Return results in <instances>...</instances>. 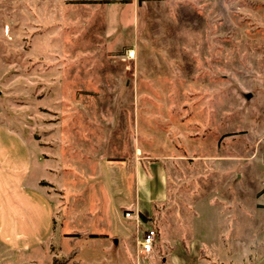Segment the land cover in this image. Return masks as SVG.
Instances as JSON below:
<instances>
[{"label": "rangeland", "instance_id": "1", "mask_svg": "<svg viewBox=\"0 0 264 264\" xmlns=\"http://www.w3.org/2000/svg\"><path fill=\"white\" fill-rule=\"evenodd\" d=\"M70 1L0 0V264H264V0ZM32 97L80 149L62 200L51 167L15 170ZM136 147L168 176L167 203L139 230L156 232L147 257L124 218ZM21 187L48 198L50 219ZM107 204L112 230L94 214ZM106 228L118 245L96 236Z\"/></svg>", "mask_w": 264, "mask_h": 264}, {"label": "crops", "instance_id": "2", "mask_svg": "<svg viewBox=\"0 0 264 264\" xmlns=\"http://www.w3.org/2000/svg\"><path fill=\"white\" fill-rule=\"evenodd\" d=\"M62 1L63 0H48L50 4L56 3L57 5L58 3L61 2L65 5V3ZM126 1L127 2H125V0H79V1L71 0L68 3L72 5L85 4L84 6H90V7L93 5H99L102 7L103 6L119 7L120 5H125L129 3L130 0H126ZM140 2L141 0H137L138 4ZM89 10L92 12L91 9ZM107 11L110 12V10L104 11V15H102V17L100 18V20L102 21L101 23L105 22V18L107 17L108 14ZM79 22L84 23L82 21ZM36 86H40L42 89L41 85H36ZM44 91L45 90L42 89L41 93L43 94ZM82 92H84L83 94L89 95L91 97L95 96V93L92 91H82ZM42 94H40L39 96H41ZM43 97H40L39 99L32 97V99H34L35 101V105L29 106V108L32 109V112L26 115V119H28V121H25L22 127V129L26 131L27 138L25 139V142L28 143L22 144V141L21 142L19 141L17 143L18 150H21L20 152L23 151V154L20 153L19 155V158L21 159L23 164L22 166H20L18 169L15 170L18 172L23 171V173H25L24 174L25 178H28L30 176V173L32 171L31 169L34 164L37 167L44 168L45 170L51 167L52 170L58 175V180L60 182L59 185L60 188L55 187V191L58 195L56 198L57 200H62L61 198L64 193L63 191L61 192V190H63L62 183L65 179L64 177H66V179L68 177L73 178L77 176V174L81 173V168H80L81 160L80 158L77 159V156H79L78 152H80V149L79 147H77L78 152H76L77 150L70 148L69 145L70 139H68L69 137L66 138L64 136V132L62 131L60 126L61 123L59 118H57V123H53L52 121L51 123H49V119L45 121V117L42 115L41 111H44L46 113L50 112L52 115H57V114L53 112L52 109H48L47 107H42L37 105L36 102H38V100H41ZM108 98L109 97L107 98L105 97L103 101H105V103L106 102L111 103V96L109 99ZM75 102L78 104V98L76 99ZM102 109L103 111H106L107 107H103ZM38 110L41 111L39 112ZM37 129L40 130V133L45 136L46 141H43V139L38 140L37 135L33 134L34 133L33 130H37ZM66 148L72 150V152L70 150L71 152L70 154H67L68 157L67 161L65 160V156L63 153L66 151ZM5 149L6 148H4V150ZM142 152H145V149L136 147L134 156L133 158H131V165L129 167L130 168L129 170L133 171L132 173L133 196L132 199L130 200V202L132 203L131 204L132 207L131 209H127L124 211V218L126 219L125 222L134 228L138 236L141 226L153 222L157 217V210L161 206H164L168 201V176L165 165L162 163L161 160L162 158L158 155H149V154H144L142 156ZM54 154H57V156H55ZM69 155H71V157ZM4 157L5 156L3 157L0 156V162L1 161L4 162ZM49 159H52L53 163L56 165L49 166L48 165ZM111 166L112 165H110L108 162L106 166L100 164L99 167L94 171V175H97V177H103L104 167H106L105 169H107L108 175L109 173L111 174L112 173ZM123 173H124L123 169L118 170L116 172L119 181L121 180V176L123 178L124 175ZM14 180L16 181V176ZM7 182H10V180H7L0 172V193L3 192L4 193L3 196H6L8 191L5 185V183ZM21 182L24 183L26 181L22 179ZM40 182L42 183L43 181L39 180L37 183L39 184ZM109 184L111 183L109 182ZM21 188L23 190L25 200H27V202L29 203L32 202L33 204L40 203L39 208L43 210L45 209L44 212L47 214V218L50 219V216H52L53 214L52 211L53 208L51 203L50 204L48 203L49 202L47 201L48 198H46V196L40 193L37 187H29V188L21 187ZM4 198L6 199V197ZM50 207L52 208V210L50 209ZM127 212L130 213L129 217H125V213ZM94 214L104 217L103 220H100L101 223H104L109 228V230L113 229V213L112 210L108 208V204L105 206L104 212L101 213L96 212ZM136 216H138V218H136ZM141 216H143L145 220H143ZM137 235H134L133 239L135 241L138 237ZM64 236L66 235L63 234V237ZM96 236L108 240V237L110 235L107 234V228H106L105 233H97ZM110 237H111L110 241H114V243L117 245L119 244V240H117L114 236H110Z\"/></svg>", "mask_w": 264, "mask_h": 264}, {"label": "built area", "instance_id": "3", "mask_svg": "<svg viewBox=\"0 0 264 264\" xmlns=\"http://www.w3.org/2000/svg\"><path fill=\"white\" fill-rule=\"evenodd\" d=\"M130 213H125V217H129ZM138 218V216H136ZM156 239V232L152 229H146L136 239V256L147 257L152 253L153 244Z\"/></svg>", "mask_w": 264, "mask_h": 264}, {"label": "trees", "instance_id": "4", "mask_svg": "<svg viewBox=\"0 0 264 264\" xmlns=\"http://www.w3.org/2000/svg\"><path fill=\"white\" fill-rule=\"evenodd\" d=\"M125 2H127V1L125 0ZM141 218H142L143 220H145V218H144L143 216H141Z\"/></svg>", "mask_w": 264, "mask_h": 264}]
</instances>
